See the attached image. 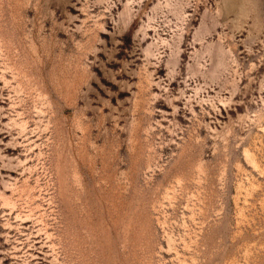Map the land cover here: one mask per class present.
Wrapping results in <instances>:
<instances>
[{"label": "rangeland", "instance_id": "obj_1", "mask_svg": "<svg viewBox=\"0 0 264 264\" xmlns=\"http://www.w3.org/2000/svg\"><path fill=\"white\" fill-rule=\"evenodd\" d=\"M0 264H264V0H0Z\"/></svg>", "mask_w": 264, "mask_h": 264}]
</instances>
